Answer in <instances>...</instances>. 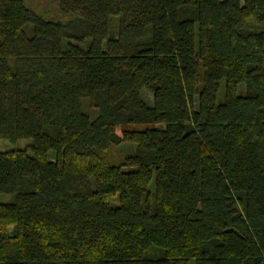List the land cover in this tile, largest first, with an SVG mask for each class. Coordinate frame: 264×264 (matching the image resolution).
Wrapping results in <instances>:
<instances>
[{"label":"trees","instance_id":"trees-1","mask_svg":"<svg viewBox=\"0 0 264 264\" xmlns=\"http://www.w3.org/2000/svg\"><path fill=\"white\" fill-rule=\"evenodd\" d=\"M31 1L0 0V139L30 140L0 264H264V0Z\"/></svg>","mask_w":264,"mask_h":264},{"label":"rangeland","instance_id":"rangeland-1","mask_svg":"<svg viewBox=\"0 0 264 264\" xmlns=\"http://www.w3.org/2000/svg\"><path fill=\"white\" fill-rule=\"evenodd\" d=\"M40 2V3H39ZM32 6L38 7L42 11H49V14L52 16L55 15V8H52L49 6L46 2H42L41 0H32L30 2ZM37 8V9H38ZM224 94V87L221 85L218 97L219 99H222ZM143 97L144 99L149 102L153 103V97L152 93L149 90L144 89L143 90ZM30 144L29 139H19L16 142H11L7 139H0V150L6 151V150H12V149H25ZM136 148V144L132 142L123 143L121 145H112L110 149V161L114 165L120 164L124 159L131 153L134 152ZM52 157L54 156V153L51 152L50 154ZM154 184V183H153ZM12 199V195L10 194H1L0 193V203L1 202H9Z\"/></svg>","mask_w":264,"mask_h":264}]
</instances>
